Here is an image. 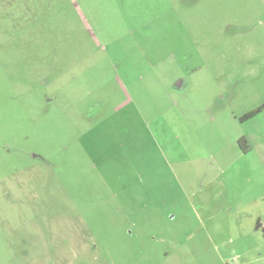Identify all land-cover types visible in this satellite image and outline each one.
Segmentation results:
<instances>
[{
	"label": "rangeland",
	"instance_id": "374dc122",
	"mask_svg": "<svg viewBox=\"0 0 264 264\" xmlns=\"http://www.w3.org/2000/svg\"><path fill=\"white\" fill-rule=\"evenodd\" d=\"M263 105L264 0H0V264H264Z\"/></svg>",
	"mask_w": 264,
	"mask_h": 264
},
{
	"label": "crops",
	"instance_id": "0c3cea01",
	"mask_svg": "<svg viewBox=\"0 0 264 264\" xmlns=\"http://www.w3.org/2000/svg\"><path fill=\"white\" fill-rule=\"evenodd\" d=\"M263 114H264V112L262 114H259V115H263ZM248 142H249V140H248ZM249 144H250V142H249ZM250 148H251L250 153H253L254 152V148L252 147L251 144H250ZM222 149L223 150H226L224 148H222ZM234 149H235V152L236 153H239V157H241V155H243L242 157H244L246 155H249L248 153L247 154L242 153L239 150V147H238V150L236 148H234ZM254 154H256V161L254 163L256 164L257 169H261L262 177H260V179L258 180V182L260 183L259 184V190L260 191L254 193L253 196H252V199L255 200L256 202H259V201H264V184H262V183H264V144H260L259 147H258V149H257V152L256 153L254 152ZM225 155H227V154H225ZM225 157L226 156H223L222 157V155L216 156L217 160H220V161L222 160L221 158H225ZM221 162H222L223 165H227L226 162H224V161H221ZM252 171H254L252 169V166L250 168H245V169L244 168H240L238 166V173H237V175L239 177L244 176L246 174L249 175V173L252 172ZM220 194L222 196V192L221 191H220ZM257 222H259V221H257ZM259 224L261 225L260 222H259ZM260 228H261V226H260ZM261 229L264 230L263 228H261Z\"/></svg>",
	"mask_w": 264,
	"mask_h": 264
},
{
	"label": "trees",
	"instance_id": "16d2710c",
	"mask_svg": "<svg viewBox=\"0 0 264 264\" xmlns=\"http://www.w3.org/2000/svg\"><path fill=\"white\" fill-rule=\"evenodd\" d=\"M264 110V105L262 107H257L256 109L246 113L244 116H242L240 118V121L241 122H245V121H248L249 119L253 118L254 116L256 115H259L262 111ZM247 139H245L244 137L242 138H239V140H237V144H238V147H239V150L244 153V154H247L250 152V146L248 145ZM259 222H257V224L255 225V230H258L260 229V226H259ZM262 233H263V236H264V230H262Z\"/></svg>",
	"mask_w": 264,
	"mask_h": 264
}]
</instances>
